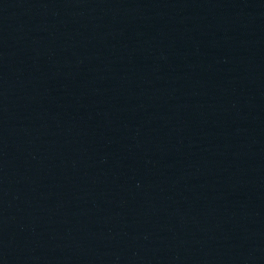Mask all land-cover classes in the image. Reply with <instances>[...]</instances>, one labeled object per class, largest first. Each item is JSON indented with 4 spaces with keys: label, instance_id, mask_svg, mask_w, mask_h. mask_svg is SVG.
I'll use <instances>...</instances> for the list:
<instances>
[{
    "label": "water",
    "instance_id": "1",
    "mask_svg": "<svg viewBox=\"0 0 264 264\" xmlns=\"http://www.w3.org/2000/svg\"><path fill=\"white\" fill-rule=\"evenodd\" d=\"M0 264H264V0H0Z\"/></svg>",
    "mask_w": 264,
    "mask_h": 264
}]
</instances>
